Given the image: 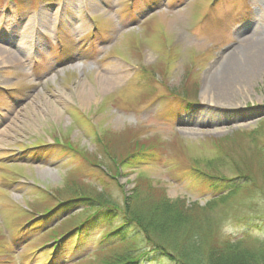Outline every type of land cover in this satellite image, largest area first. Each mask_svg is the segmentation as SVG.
I'll return each instance as SVG.
<instances>
[{
	"label": "rangeland",
	"instance_id": "1",
	"mask_svg": "<svg viewBox=\"0 0 264 264\" xmlns=\"http://www.w3.org/2000/svg\"><path fill=\"white\" fill-rule=\"evenodd\" d=\"M132 1L0 0V264H44L31 255L84 215L18 232L77 191L123 203L137 184L202 205L235 188L214 227L264 239V74L239 107L203 97L214 63L264 40V0ZM73 260L103 264L92 249Z\"/></svg>",
	"mask_w": 264,
	"mask_h": 264
},
{
	"label": "trees",
	"instance_id": "2",
	"mask_svg": "<svg viewBox=\"0 0 264 264\" xmlns=\"http://www.w3.org/2000/svg\"><path fill=\"white\" fill-rule=\"evenodd\" d=\"M136 154L127 159L138 164L141 153ZM234 190L223 189L204 205L163 194L152 196L138 184L123 203L77 191L24 231L38 221L41 226L35 224V231L44 230L57 218L84 215L71 229L50 240L52 253L46 264L71 263L89 249L103 264H264V239L250 232L234 236L215 228V218L208 214L216 200L227 199ZM142 191L149 195L143 196ZM97 230H102L101 235L96 236ZM68 238L77 239L71 248L62 244ZM117 247L124 248L120 254L109 253ZM38 260L34 254L32 262Z\"/></svg>",
	"mask_w": 264,
	"mask_h": 264
},
{
	"label": "bare ground",
	"instance_id": "3",
	"mask_svg": "<svg viewBox=\"0 0 264 264\" xmlns=\"http://www.w3.org/2000/svg\"><path fill=\"white\" fill-rule=\"evenodd\" d=\"M108 85H115L118 72L114 71ZM264 74V40L256 36L240 39L238 46L231 48L204 76L203 97L213 109L236 108L241 105L236 99L248 92L249 84ZM189 125L196 121L193 116L184 119Z\"/></svg>",
	"mask_w": 264,
	"mask_h": 264
}]
</instances>
